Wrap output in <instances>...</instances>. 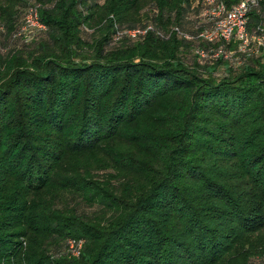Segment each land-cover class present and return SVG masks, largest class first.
Masks as SVG:
<instances>
[{"label": "trees", "instance_id": "obj_1", "mask_svg": "<svg viewBox=\"0 0 264 264\" xmlns=\"http://www.w3.org/2000/svg\"><path fill=\"white\" fill-rule=\"evenodd\" d=\"M30 5L27 40L0 7V264H264V50L201 61L200 0ZM147 22L191 37L115 34Z\"/></svg>", "mask_w": 264, "mask_h": 264}, {"label": "built area", "instance_id": "obj_2", "mask_svg": "<svg viewBox=\"0 0 264 264\" xmlns=\"http://www.w3.org/2000/svg\"><path fill=\"white\" fill-rule=\"evenodd\" d=\"M200 2L199 16L203 23L202 27L196 31V37L203 38L207 41L221 40L222 42L215 46H195L193 50L199 58L223 57L225 59H232L234 62H240V53L248 51L250 42L260 45L264 50V32L253 34L246 28V12L254 0H239L230 6H226L222 0H200ZM36 27L39 29L43 28L44 25L38 19L36 7L30 5L24 15L19 31ZM148 30H153L161 37H166L170 31H175L177 34L185 37H191L189 33L180 30L176 25L170 26L167 33H165L154 27L150 22L142 26L123 28L116 31V33L118 32L116 35L125 34L126 36L136 37L144 34ZM229 40L235 42V48L232 49L226 46ZM80 247V238H67L66 251L69 254H78Z\"/></svg>", "mask_w": 264, "mask_h": 264}, {"label": "rangeland", "instance_id": "obj_3", "mask_svg": "<svg viewBox=\"0 0 264 264\" xmlns=\"http://www.w3.org/2000/svg\"><path fill=\"white\" fill-rule=\"evenodd\" d=\"M33 2H35V0H0V7L3 8L4 10L10 9V8L13 11L15 10L14 12H18V14H19L18 17L20 20L21 18H24L26 11L28 10L30 4ZM253 3H255V0ZM189 14H191V15H189ZM196 14L198 15L199 12L198 13H192L189 11L188 16H192V15H196ZM21 25H22V23H20V25H19L20 29H21ZM173 25L174 24H171L170 26H173ZM170 26L167 28L169 29ZM185 26L186 27L189 26V23L185 22ZM19 28H17L16 32H13L12 35L13 36L14 35L15 36L21 35L23 40H27L30 35H32L34 32H36L38 27L29 28V29H26L24 31H19ZM87 29H88V31L91 30L90 28H87ZM121 29H123V28H117V31L121 30ZM115 34H118V32ZM4 43H6L5 40H4ZM4 46H10V43L7 42V45L4 44ZM233 48H234V46H233ZM259 51H263L260 45L254 44L253 46H251L249 48V52H251L252 54L259 53ZM234 53H233V55H234ZM220 58L225 59L223 57H220ZM225 60L230 64H239L241 62V61L240 62H234L232 59H225ZM201 61H203V60L201 59ZM223 66H224L223 64H218L215 71H212L213 72L212 74H214V75L219 74L221 69L223 68ZM243 244H244V246H246V248H248L247 251L249 249H263L264 250V248H262V246H264V229L263 230L260 229V230L253 231V232L249 233V235H247V237L244 239ZM65 249H66V245H65Z\"/></svg>", "mask_w": 264, "mask_h": 264}]
</instances>
